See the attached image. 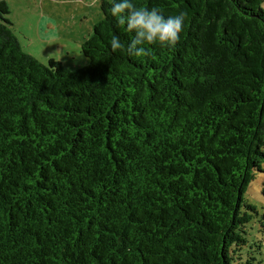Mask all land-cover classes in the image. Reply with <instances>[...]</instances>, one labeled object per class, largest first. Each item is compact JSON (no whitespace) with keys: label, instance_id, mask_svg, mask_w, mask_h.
Here are the masks:
<instances>
[{"label":"trees","instance_id":"obj_1","mask_svg":"<svg viewBox=\"0 0 264 264\" xmlns=\"http://www.w3.org/2000/svg\"><path fill=\"white\" fill-rule=\"evenodd\" d=\"M134 2L188 13L176 48L129 55L102 0L71 71L24 52L0 1V264H253L264 0Z\"/></svg>","mask_w":264,"mask_h":264},{"label":"rangeland","instance_id":"obj_2","mask_svg":"<svg viewBox=\"0 0 264 264\" xmlns=\"http://www.w3.org/2000/svg\"><path fill=\"white\" fill-rule=\"evenodd\" d=\"M0 1L10 9L7 19L24 52L44 65L54 60L71 71L88 64L81 46L103 18L102 0ZM246 197L255 205L257 215L249 225L245 260L253 258V264H264V165L263 172L255 174Z\"/></svg>","mask_w":264,"mask_h":264},{"label":"clouds","instance_id":"obj_3","mask_svg":"<svg viewBox=\"0 0 264 264\" xmlns=\"http://www.w3.org/2000/svg\"><path fill=\"white\" fill-rule=\"evenodd\" d=\"M110 14L118 25L125 26L132 34L127 52L137 57L150 56L152 46L175 49L188 19L186 11L165 15L158 7L138 6L134 0H112ZM110 47L116 51L124 49L125 44L118 35H113Z\"/></svg>","mask_w":264,"mask_h":264}]
</instances>
